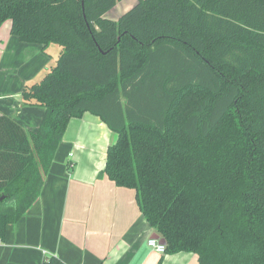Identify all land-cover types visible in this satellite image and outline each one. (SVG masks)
<instances>
[{
  "label": "trees",
  "instance_id": "obj_1",
  "mask_svg": "<svg viewBox=\"0 0 264 264\" xmlns=\"http://www.w3.org/2000/svg\"><path fill=\"white\" fill-rule=\"evenodd\" d=\"M0 0V25L59 53L21 105L0 109V239L37 198L70 118L116 134L103 172L133 188L165 253L264 264V0ZM41 264H66L57 256Z\"/></svg>",
  "mask_w": 264,
  "mask_h": 264
},
{
  "label": "crops",
  "instance_id": "obj_2",
  "mask_svg": "<svg viewBox=\"0 0 264 264\" xmlns=\"http://www.w3.org/2000/svg\"><path fill=\"white\" fill-rule=\"evenodd\" d=\"M4 34L6 41L12 35L9 21L0 25V38ZM19 43L23 48L34 45L31 50L36 53L57 49ZM9 62L7 57L0 61V81L3 78L11 84L10 77L17 72L11 71ZM28 73L23 74L24 79L16 76L19 81L12 88L6 81L0 85V109L16 120H23L26 109L35 107L21 105ZM115 138L89 112L69 119L37 198L18 220L6 226L0 264H41L51 255L66 264H197L194 252L160 253L148 245L149 238L161 235L141 213L135 190L116 185L103 172L107 146Z\"/></svg>",
  "mask_w": 264,
  "mask_h": 264
},
{
  "label": "rangeland",
  "instance_id": "obj_3",
  "mask_svg": "<svg viewBox=\"0 0 264 264\" xmlns=\"http://www.w3.org/2000/svg\"><path fill=\"white\" fill-rule=\"evenodd\" d=\"M138 0H117L115 5L106 10L103 14L104 17L116 20L122 13L127 11L130 7H132ZM6 34H4L0 38V61L4 60L5 57L11 60L12 62H9V66L12 68V72H17V75L11 76V80L13 81L11 84H9L8 80H3V78L0 81V85H4V82L6 81V86L9 88H12L16 86L17 81H19L20 78L24 79L26 76L23 75L28 70V82H36L41 79V77L44 75V73L54 65L56 58L58 56V47L55 44H50V46L57 48L52 49L50 48L48 51L43 53H36L32 51L34 45H28L25 48L21 47L20 40L15 35H9L8 40H5ZM11 54V55H9ZM6 69L3 71L2 76L5 74ZM15 74V73H14ZM17 76V78H15ZM15 78V79H14ZM15 80V81H14ZM10 85V86H9ZM23 117V120L21 118L17 119L22 124H25L27 131H36L38 128V125L41 121L42 115L41 109L38 107H33L30 109H26ZM23 121V122H22Z\"/></svg>",
  "mask_w": 264,
  "mask_h": 264
},
{
  "label": "built area",
  "instance_id": "obj_4",
  "mask_svg": "<svg viewBox=\"0 0 264 264\" xmlns=\"http://www.w3.org/2000/svg\"><path fill=\"white\" fill-rule=\"evenodd\" d=\"M1 242V239H0ZM148 245L151 247L152 250L160 253L165 252V244L161 243L157 238H149L147 241Z\"/></svg>",
  "mask_w": 264,
  "mask_h": 264
},
{
  "label": "water",
  "instance_id": "obj_5",
  "mask_svg": "<svg viewBox=\"0 0 264 264\" xmlns=\"http://www.w3.org/2000/svg\"><path fill=\"white\" fill-rule=\"evenodd\" d=\"M3 198H4L3 196H0V201H1ZM154 237L157 238V239H159V241H160L161 243L165 244V240H164V238H162V237L159 238V235H158V234H155Z\"/></svg>",
  "mask_w": 264,
  "mask_h": 264
}]
</instances>
